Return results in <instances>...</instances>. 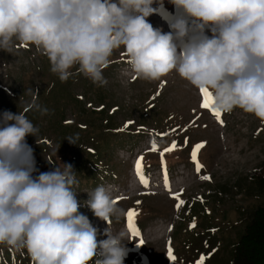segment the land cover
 Segmentation results:
<instances>
[{"label":"rangeland","instance_id":"obj_1","mask_svg":"<svg viewBox=\"0 0 264 264\" xmlns=\"http://www.w3.org/2000/svg\"><path fill=\"white\" fill-rule=\"evenodd\" d=\"M153 7L160 11L148 21L168 32L177 10L168 0ZM206 34L211 35L207 29ZM110 61L103 69L105 84L93 83L76 68L62 82L35 47L17 42L10 52L0 50V113L24 112L33 102L48 109L44 115L35 108L25 112L39 129L36 137H26L34 175L60 164L72 166L79 212L97 229L98 241L106 239L109 225L85 205L88 193L103 185L118 207L126 213L134 210L140 237L131 236L126 216L111 220L113 233L127 230L131 237L124 241L123 264H197L201 258L204 264H229L231 245L243 233L246 215L264 203V194L252 184L264 175V120L235 108L221 113V124L201 107L200 93L175 72L158 81L134 78L123 49L114 51ZM64 90L68 95L61 97ZM101 106L106 117L90 113ZM153 142L156 151L151 150ZM202 142L197 173L191 153ZM173 143L176 148L165 152ZM139 157L147 187L135 172ZM173 194L184 202L179 210ZM169 242L174 261L168 259ZM27 260L25 250L0 245V264H29Z\"/></svg>","mask_w":264,"mask_h":264},{"label":"clouds","instance_id":"obj_2","mask_svg":"<svg viewBox=\"0 0 264 264\" xmlns=\"http://www.w3.org/2000/svg\"><path fill=\"white\" fill-rule=\"evenodd\" d=\"M168 2L178 15L163 32L147 19L163 0H0V50L33 46L60 81L76 68L102 85L103 69L123 49L134 78L158 81L175 72L206 90L216 111L239 108L264 120V0ZM31 108L48 112L33 102L24 112L0 113V245L25 250L32 264H123L131 237L111 229L113 217L127 215L112 192L99 185L84 202L109 225L98 241L79 212L72 166L34 175L26 137L39 129L25 115Z\"/></svg>","mask_w":264,"mask_h":264},{"label":"trees","instance_id":"obj_3","mask_svg":"<svg viewBox=\"0 0 264 264\" xmlns=\"http://www.w3.org/2000/svg\"><path fill=\"white\" fill-rule=\"evenodd\" d=\"M67 95L68 92L66 90L61 92V97ZM75 100L80 103L77 99ZM99 102H101L100 99ZM90 113L97 116L104 115L105 117L107 114L105 107L102 106L98 111L91 110ZM61 121H63V114L60 116V124ZM252 184L257 191L264 194V175L255 178ZM246 216H248V218L245 220L248 221L245 229L238 237L237 242L231 245L229 255L230 260L228 263L264 264V203L261 206H258L251 214H247ZM28 263L32 264V261Z\"/></svg>","mask_w":264,"mask_h":264},{"label":"snow or ice","instance_id":"obj_4","mask_svg":"<svg viewBox=\"0 0 264 264\" xmlns=\"http://www.w3.org/2000/svg\"><path fill=\"white\" fill-rule=\"evenodd\" d=\"M163 86V85H161ZM200 95L202 96V104H201V107L202 108H206V109H209L213 115L216 117V119L218 120V122H220L221 124L223 123V121L221 120V113L216 111L213 107H212V98H211V95L206 91V90H201L200 91ZM127 126V125H126ZM205 145L204 143H198L195 145L192 153H191V158L193 160V162L195 163V167H196V171L197 173H200V170H201V167L202 165L199 164V162L197 161V152L199 151V149L203 148ZM176 148V144L173 143L171 145V147L169 148H166L164 149L165 152H170L172 150H174ZM152 151H156L157 150V145L155 142H153L152 144V148H151ZM163 155L164 153L162 152L161 153V158H162V163H163ZM143 157H139L137 160H136V163H135V172L141 182L142 185H144L145 187L148 186V180L145 178L144 176V173H143V170H142V161ZM201 179H204V180H210V177L209 176H201ZM164 184H165V188L168 189V180H167V172H166V168L164 170ZM173 199L177 200V210L180 209V207L183 206V200H181L179 198L178 195L176 194H173ZM137 203L139 204L140 202L137 201ZM137 213L134 211V210H129L127 212V215H126V219H127V228L131 234V236L133 238H136V237H140L141 236V233L139 231V229L137 228L136 224H135V217H136ZM190 227H195V224H192L190 225ZM143 244V240L141 239L140 241V244L139 246H141ZM168 259L171 260V261H174L175 260V257L172 253V249H171V246H170V242H169V248H168ZM197 264H204V261H203V258H201Z\"/></svg>","mask_w":264,"mask_h":264}]
</instances>
